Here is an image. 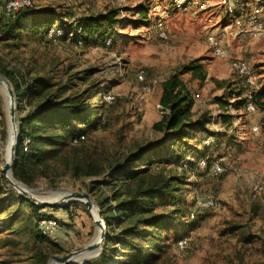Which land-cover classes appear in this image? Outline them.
<instances>
[{"label":"rangeland","instance_id":"374dc122","mask_svg":"<svg viewBox=\"0 0 264 264\" xmlns=\"http://www.w3.org/2000/svg\"><path fill=\"white\" fill-rule=\"evenodd\" d=\"M202 1V9L193 5L175 10L170 7L171 0H32L36 10L49 8L58 15L65 13L70 20L118 9L121 20L114 25L116 43L83 47L69 39L48 40L28 34L15 47L0 33V69L30 71V75L50 76L53 81H64L69 73H86L93 83L107 87L104 99L110 105L111 125L106 128L107 121L98 130L90 131L87 145L96 149L98 158L111 161L135 144L156 139L158 135L151 126L163 114L158 102L160 83L183 64L199 59L205 67L207 76L202 82L183 76L194 97L192 110L196 115L217 117L214 98L229 89H241L233 61H246L257 85L264 80V11L259 15L262 30L254 35L249 28L254 0ZM228 4L233 8L231 13ZM140 5L141 13L137 9ZM160 18L167 31L166 40L157 36L154 27ZM211 33L229 50V57L213 55L206 40ZM90 69H94L92 74L87 72ZM140 73L143 79L138 78ZM95 94L93 103L97 100L98 93ZM0 105L6 129L8 124L7 142L0 141L1 170L11 129L9 98L2 84ZM231 114L234 118L227 129L215 123L208 126L236 135L228 149L217 158L213 156L226 170L219 175L208 170L185 173L184 194L187 202L195 197V214L200 220L184 230V247L171 240L157 264H264V113L248 114L239 109L231 110ZM253 125L259 126V133H252ZM92 179L102 176L74 179L66 174L53 183L39 178L31 192L43 200L56 199L67 191L88 192L97 205L89 189ZM209 199L214 204L205 206ZM65 206L67 210L41 208V213L53 215L62 224L59 243L64 252L60 256L92 242L98 233L85 204L73 201ZM23 211L29 212L28 208ZM6 240L8 244L2 246ZM26 249L25 238L10 235L7 229L0 232V264H27ZM94 254L89 253L86 261L98 257ZM49 264L59 263L49 258Z\"/></svg>","mask_w":264,"mask_h":264},{"label":"trees","instance_id":"16d2710c","mask_svg":"<svg viewBox=\"0 0 264 264\" xmlns=\"http://www.w3.org/2000/svg\"><path fill=\"white\" fill-rule=\"evenodd\" d=\"M137 9L141 13V5ZM119 16L118 9H109L70 20L65 13L58 15L49 8L36 10L31 0L30 7L2 16L0 33L15 47L28 34L48 40L69 39L83 47H108L116 43L114 25L120 22ZM50 30L53 33L49 37ZM58 30L62 34L57 36ZM87 72L92 74L94 69ZM0 74L11 83L17 101L19 139L12 166L14 178L31 188L39 178L53 183L66 174L74 179L102 176L90 180L89 189L105 223L106 241L98 257L83 264H157L171 240L177 245L185 237L184 230L200 220L195 214V197L187 202L184 194L185 173L208 170L215 175L212 169L218 163L217 156L236 138L234 133L218 132L208 126L215 123L230 127L234 118L231 110L264 113V80L256 84L249 98L248 87L237 74L241 89H229L214 98L219 110L217 117L196 115L192 110L194 97L183 76L202 82L207 75L203 63L193 59L160 83L158 102L163 114L151 126L158 135L156 139L135 144L119 157L104 161L97 157L96 149L87 145V136L107 121L106 128L111 125L110 105L104 99L107 87L93 83L86 73H69L64 81L30 75V71L12 67L0 69ZM95 92L98 95L93 103ZM249 102L253 111L246 109ZM5 138L6 124L0 105V141ZM6 183L0 171V232L7 229L8 234L25 238L27 264H47L52 255L64 252L59 243L62 224L58 222V232L52 237L42 236L36 220L53 215L41 213V207L18 195ZM35 195L39 197L38 193ZM25 208L29 210L27 214ZM49 209L67 210L68 206ZM67 216L71 219V214Z\"/></svg>","mask_w":264,"mask_h":264},{"label":"built area","instance_id":"2783aa9c","mask_svg":"<svg viewBox=\"0 0 264 264\" xmlns=\"http://www.w3.org/2000/svg\"><path fill=\"white\" fill-rule=\"evenodd\" d=\"M254 7L252 9L253 13L249 19V28L251 30L252 34H259L262 30L261 22L259 19V15L262 11H264V0H254ZM198 6L199 8H204V1L202 0H172L171 1V8L175 10H185L187 7L190 6ZM31 6V0H8L5 3L0 5V19L3 15H10L15 13L17 10H19L22 7H30ZM228 12L231 13L233 11V8L230 4L227 6ZM156 32L157 36L162 39L166 40L168 38L167 31L163 22V19H159L155 22ZM53 33V30H50L48 32V36L50 37ZM57 36L62 34V30L56 31ZM207 43L211 49V52L214 56L219 58H227L229 57V50L221 44L219 39L216 37L214 33L208 34L206 36ZM110 40L106 41V44L108 45ZM232 68L236 71V73L243 78L244 83L248 87L247 97L250 98L252 91L256 88V79L253 75L251 68L249 64L241 59H237L232 62ZM139 79H143L142 73L138 76ZM247 111H253V106L249 102L246 107ZM252 131L257 133L259 131V128L257 125L252 126ZM28 143V140L25 141V144ZM206 143H208V140H206ZM262 146L264 147V141L262 142ZM203 166V162H200V167ZM226 170L225 165L221 163H216L213 166V173L215 175L221 174ZM205 206L213 205L212 199H209L206 203H204ZM102 223L104 221L102 220ZM36 224L38 227V230L42 236L45 237H52L58 232V223L57 221L49 216H41L36 220ZM184 239L179 240L177 245L180 248L184 247Z\"/></svg>","mask_w":264,"mask_h":264},{"label":"water","instance_id":"95a60500","mask_svg":"<svg viewBox=\"0 0 264 264\" xmlns=\"http://www.w3.org/2000/svg\"><path fill=\"white\" fill-rule=\"evenodd\" d=\"M0 76L4 79L6 83L7 92L9 95V119L10 122L14 125V134L12 138V144L10 145V159L7 162L3 163L1 167V173L7 182V184L12 187L18 194L22 195L27 201L32 204H35L41 208L46 207H63L70 202L79 201L86 205L87 211L90 213L92 217L93 224L97 227L96 229L99 230V240L97 242H90L85 244L82 247H78L67 254L64 255H52L50 258L54 259L55 261L59 262L60 264H83L86 261V258L89 256V253H95V256H98L102 250V247L106 241V231H105V224L102 223V218L100 215V210L98 206L94 203L91 199L88 192H77V191H68V193L57 201H48L43 200L35 195L31 194L30 191L33 189L24 185L23 183L17 181L12 174V166L15 162V156L18 147V139H19V119H18V112H17V101L16 96L14 94L13 87L9 80L2 74ZM7 142V129H6V138L5 141ZM11 175V179L8 178L7 174ZM92 209L96 211V216L92 215ZM87 254V255H86ZM49 262V260H48ZM47 262V264H48Z\"/></svg>","mask_w":264,"mask_h":264},{"label":"bare ground","instance_id":"6f19581e","mask_svg":"<svg viewBox=\"0 0 264 264\" xmlns=\"http://www.w3.org/2000/svg\"><path fill=\"white\" fill-rule=\"evenodd\" d=\"M0 84H2V86L5 88L6 92H7V88H6V83L4 81V79L0 76ZM7 95H8V92H7ZM8 98H9V95H8ZM10 120V119H9ZM7 123H8V120H7ZM10 126H11V129H10V133H8V137H9V142H8V145H7V149H6V158L4 159V162H7L9 161L10 159V145L12 144V138H13V134H14V125L12 124V122H10ZM7 131H8V124H7ZM8 178L11 179V175L8 173L7 174ZM12 188V187H11ZM13 189V188H12ZM14 190V189H13ZM15 191V190H14ZM32 191H35V190H32ZM16 192V191H15ZM31 192V191H30ZM18 193V192H17ZM68 193V191L64 194H62L61 196H59L58 198L56 199H53V200H48V201H57L59 199H61L62 197H64L66 194ZM31 194L35 195L34 193L31 192ZM36 196V195H35ZM37 197V196H36ZM39 198V197H38ZM41 199V198H40ZM92 215L95 217L96 216V211L94 209H92ZM98 230V229H97ZM99 240V230H98V233H97V236L96 238L92 241V242H97ZM52 259V258H50ZM54 260V259H52ZM55 261V260H54ZM57 262V261H56ZM59 263V262H58ZM49 264V262H48ZM60 264V263H59Z\"/></svg>","mask_w":264,"mask_h":264},{"label":"crops","instance_id":"0c3cea01","mask_svg":"<svg viewBox=\"0 0 264 264\" xmlns=\"http://www.w3.org/2000/svg\"><path fill=\"white\" fill-rule=\"evenodd\" d=\"M57 212H58V211H57ZM60 217H62V216L60 215ZM63 218H65V215H63ZM62 221H63V219H62ZM62 221H61V222H62Z\"/></svg>","mask_w":264,"mask_h":264}]
</instances>
